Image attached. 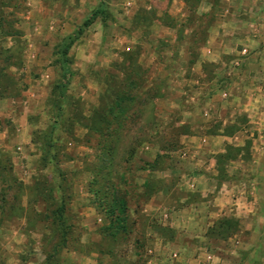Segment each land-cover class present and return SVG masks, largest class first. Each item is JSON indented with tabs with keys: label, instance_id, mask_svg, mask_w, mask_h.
Wrapping results in <instances>:
<instances>
[{
	"label": "rangeland",
	"instance_id": "374dc122",
	"mask_svg": "<svg viewBox=\"0 0 264 264\" xmlns=\"http://www.w3.org/2000/svg\"><path fill=\"white\" fill-rule=\"evenodd\" d=\"M153 2L149 13L146 0H0V264H94V249L97 264H119L151 237L148 191L136 175L159 170L165 178H148V188H169L168 165L191 166L179 139L192 135L189 122L204 123L192 114L218 108L206 101L208 87L187 81L191 70L172 64L165 40L154 41L165 65H141L148 20L173 24ZM211 21L201 16L196 46ZM214 115L209 132L220 124ZM196 247L228 261L237 250L222 241Z\"/></svg>",
	"mask_w": 264,
	"mask_h": 264
},
{
	"label": "crops",
	"instance_id": "0c3cea01",
	"mask_svg": "<svg viewBox=\"0 0 264 264\" xmlns=\"http://www.w3.org/2000/svg\"><path fill=\"white\" fill-rule=\"evenodd\" d=\"M146 1L145 8L152 11L155 2ZM219 1L157 0L164 4L163 16L173 24L167 25L162 17L155 29L153 20H148L141 65H165V57L160 59L164 51L154 44L165 40L175 54L172 64L191 70L187 81L208 87L211 92L206 101L218 108L192 114L204 123L189 122L192 135L183 134L179 139L180 158L191 166L181 172L182 160L169 164L167 169L176 174L169 188H148V178H165L159 170L140 169L136 175L134 183L148 191L142 211L151 237L142 239L139 249L133 243L126 248L119 264H217L215 261L225 260L215 252H197L201 241H222L237 248V254L224 264H264V0ZM207 14L212 21L196 46V27ZM204 66L220 72V83L203 74ZM214 113L220 124L209 132L210 123L216 121ZM203 149L208 158L201 157ZM192 196L196 199H189ZM230 221L232 232L226 226ZM216 228L226 231L221 239L205 234ZM193 244L192 249L182 251ZM239 251H245V256ZM92 255L97 264L100 251L94 249Z\"/></svg>",
	"mask_w": 264,
	"mask_h": 264
},
{
	"label": "trees",
	"instance_id": "16d2710c",
	"mask_svg": "<svg viewBox=\"0 0 264 264\" xmlns=\"http://www.w3.org/2000/svg\"><path fill=\"white\" fill-rule=\"evenodd\" d=\"M89 21H90V20H86V21L84 22V24H85V25L88 24ZM225 223H227V221H226ZM225 223H224V225H225ZM226 226H228V224H226ZM228 228H229V227H228Z\"/></svg>",
	"mask_w": 264,
	"mask_h": 264
},
{
	"label": "built area",
	"instance_id": "2783aa9c",
	"mask_svg": "<svg viewBox=\"0 0 264 264\" xmlns=\"http://www.w3.org/2000/svg\"><path fill=\"white\" fill-rule=\"evenodd\" d=\"M243 52H245V49L244 50H242Z\"/></svg>",
	"mask_w": 264,
	"mask_h": 264
}]
</instances>
